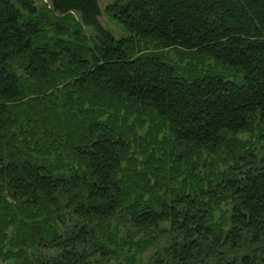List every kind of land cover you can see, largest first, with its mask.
Wrapping results in <instances>:
<instances>
[{
	"label": "trees",
	"instance_id": "1",
	"mask_svg": "<svg viewBox=\"0 0 264 264\" xmlns=\"http://www.w3.org/2000/svg\"><path fill=\"white\" fill-rule=\"evenodd\" d=\"M100 2L0 0V264H264V0Z\"/></svg>",
	"mask_w": 264,
	"mask_h": 264
},
{
	"label": "rangeland",
	"instance_id": "2",
	"mask_svg": "<svg viewBox=\"0 0 264 264\" xmlns=\"http://www.w3.org/2000/svg\"><path fill=\"white\" fill-rule=\"evenodd\" d=\"M32 3L36 10H49L50 9V0H32ZM106 4V0H101L99 3L101 7V14L99 18V23L102 28L105 30L109 31L115 38H122L128 35V33L122 28L121 25L107 17L103 13L104 6ZM74 17L77 19V15L74 14ZM84 33L87 35H92L94 34V31L91 28H85L83 29ZM173 60L176 61V58L172 56ZM178 64H180L179 58H178ZM149 253L146 254L148 257Z\"/></svg>",
	"mask_w": 264,
	"mask_h": 264
}]
</instances>
